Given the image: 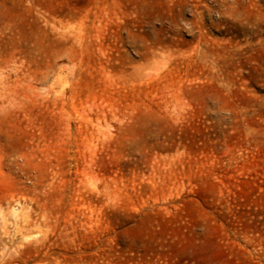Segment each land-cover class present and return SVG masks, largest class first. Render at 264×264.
Returning a JSON list of instances; mask_svg holds the SVG:
<instances>
[{
  "label": "rangeland",
  "instance_id": "1",
  "mask_svg": "<svg viewBox=\"0 0 264 264\" xmlns=\"http://www.w3.org/2000/svg\"><path fill=\"white\" fill-rule=\"evenodd\" d=\"M0 264H264V0H0Z\"/></svg>",
  "mask_w": 264,
  "mask_h": 264
}]
</instances>
